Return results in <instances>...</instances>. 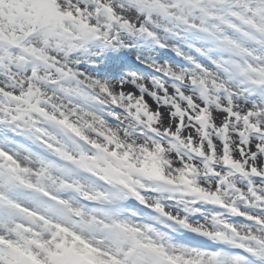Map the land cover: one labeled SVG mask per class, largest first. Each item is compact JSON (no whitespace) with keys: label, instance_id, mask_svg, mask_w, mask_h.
<instances>
[{"label":"snow or ice","instance_id":"1","mask_svg":"<svg viewBox=\"0 0 264 264\" xmlns=\"http://www.w3.org/2000/svg\"><path fill=\"white\" fill-rule=\"evenodd\" d=\"M0 264H264V0H0Z\"/></svg>","mask_w":264,"mask_h":264},{"label":"rangeland","instance_id":"2","mask_svg":"<svg viewBox=\"0 0 264 264\" xmlns=\"http://www.w3.org/2000/svg\"><path fill=\"white\" fill-rule=\"evenodd\" d=\"M153 55L157 58V59H167V58H172L173 60L175 59H178L176 56H175V53L173 52H170V51H164V50H161V51H158V52H154ZM127 59L128 60H133L135 61V54H129L127 56ZM168 59V60H169ZM145 70V69H144ZM150 72V71H149ZM145 73L147 74V72L145 71ZM150 74V73H149Z\"/></svg>","mask_w":264,"mask_h":264}]
</instances>
